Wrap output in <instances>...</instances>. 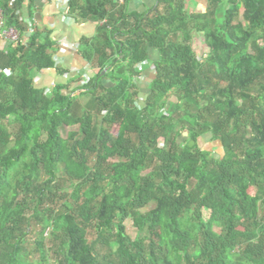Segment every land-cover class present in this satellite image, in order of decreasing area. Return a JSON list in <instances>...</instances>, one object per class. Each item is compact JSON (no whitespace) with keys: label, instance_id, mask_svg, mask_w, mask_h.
Here are the masks:
<instances>
[{"label":"trees","instance_id":"1","mask_svg":"<svg viewBox=\"0 0 264 264\" xmlns=\"http://www.w3.org/2000/svg\"><path fill=\"white\" fill-rule=\"evenodd\" d=\"M25 1L0 0L4 28L18 29L17 14ZM188 1L158 0L150 16L127 15L114 0H69L82 19L106 21L100 29L106 43L96 50L100 72L83 87L82 96L95 98L94 110L106 113L104 125L119 126L117 136L107 127L98 131L90 113L76 117L78 99L64 95L62 87L52 97L34 88L35 73L55 68L49 39L36 32L27 48L19 41L9 53L0 69V252L6 254V264H27L19 260L17 246L26 235L23 225L37 215L45 226L61 231L57 264L104 263L87 240V228L93 225L99 232L115 231L119 255L105 264H182L184 259L186 264H264V223H257L264 200L248 193L251 185H264V47L259 46L264 43V0H207L213 19L188 17ZM241 9L246 28L233 25ZM191 32L205 37L208 62L198 60ZM152 52L158 55L155 76L141 108L133 104L130 89L137 86L130 83L148 67ZM85 59L92 61L93 56ZM7 68L11 77L2 73ZM176 88L180 98L193 100L208 118H215L210 131L221 142L224 157L215 159L199 150L197 130L189 131L196 145L181 148L177 136L165 137L166 126L150 120L177 109L167 99ZM200 97L206 106L197 101ZM3 121L19 125L12 145ZM65 127H78L79 132L64 140L59 131ZM162 136L167 151L158 149ZM90 155H96L93 170ZM116 157L122 160L109 164ZM154 158L159 163L151 175H144ZM59 165L74 184L70 207L43 214L38 207L52 195ZM38 171L45 179L35 186ZM192 180L196 189L191 191ZM21 191L32 193L30 218L24 217L28 206L18 201ZM152 202L154 209L140 212ZM193 207L196 222L189 218ZM203 210L210 212L208 221ZM129 216L139 231L147 226L162 230L167 256L160 255L155 232L148 246L124 235L123 221ZM218 223L223 234L215 231Z\"/></svg>","mask_w":264,"mask_h":264},{"label":"rangeland","instance_id":"2","mask_svg":"<svg viewBox=\"0 0 264 264\" xmlns=\"http://www.w3.org/2000/svg\"><path fill=\"white\" fill-rule=\"evenodd\" d=\"M159 14H163V8H159ZM185 13L188 17H200V18H208L213 19L211 13L208 8L207 0H191L187 2ZM242 25L244 28L247 27V23L244 22L242 16V9L238 12L237 16L233 20V25ZM191 44L193 50L195 51L198 60L203 64L208 62V57L211 54L209 47L206 43L205 37L202 34H198L195 32H191ZM260 47H264V43H259ZM153 59V58H151ZM156 60L158 57L156 56ZM154 59V60H155ZM154 60L149 63L152 67L151 71H155ZM153 76L150 79L147 78H138L133 83H130V87L137 86V89H130V95L133 93L135 97H133V104L144 108L146 106L148 97L150 95V86ZM105 85L112 86L109 81H105ZM221 87H225V85H221ZM212 87L208 88V95H212ZM103 94V93H102ZM99 93V95H102ZM182 92L179 88L174 89L168 95V102L174 103L177 109H173L172 111H165L163 118L159 116H154L150 120L156 122L159 127L160 124L163 127H167L169 130L165 132V137L169 136H177L178 145L183 148L190 142L189 139V131L191 129L197 130L200 133V137L197 142L198 149L202 152L209 153L213 158L219 159L224 157L225 150L220 141H216L211 134V126L214 122L215 118H208L205 115V112L200 111L197 105L193 102V100H187L180 98ZM47 97H50L49 95ZM78 99L79 108L75 110L74 115L76 117H81L83 115V111L90 113L94 117V126L98 131L102 128H110V131L113 136H117L119 132V126H106L103 123V119L106 116V113L98 114L97 110H94L95 106V98L91 96H81ZM197 101L201 102L202 105L206 106V102L202 97L197 98ZM201 105V108H202ZM241 105V104H240ZM125 106V104H123ZM84 109V110H83ZM2 124L6 128V131L11 137V145L13 143L14 138L16 137L19 129L18 124H8L6 121H3ZM199 126L203 127L201 129ZM79 132L78 127L73 128H62L59 133L60 136L66 140L70 133ZM234 133V131H231ZM164 136L158 139V149L167 151L169 149V144L167 143V139ZM132 142L137 144L138 140L136 136L130 137ZM191 143V142H190ZM196 145V144H195ZM122 160L120 157L113 158L109 161V164L113 162H117ZM158 160L154 158L153 163L143 172L144 175H151L158 164ZM88 166L90 169H95L96 167V155H90L88 159ZM45 176L42 171L37 172L35 186L39 185ZM73 183L68 180V178L63 174L61 166L59 165L57 170V177L54 185L52 186V195H50L49 200L44 201V203L38 207V209L43 213L44 210H54L55 212L64 210L65 206L70 207L71 197L70 194L73 190ZM189 189H196V182L192 180L189 184ZM248 193L250 195H259L264 200V185L262 183L257 185H251L248 188ZM29 196H25L24 192H20L18 196V201L22 202V204L27 205V210L24 213L25 218H30L33 210V204L29 203V199L32 197V193L28 194ZM262 204V203H261ZM156 207V203L152 202L147 205L145 208L140 210L141 213L145 214L148 211L154 209ZM196 209L193 207L189 212V218L192 222H196L197 214ZM41 213V214H42ZM44 214V213H43ZM203 218L205 221H208L210 218V212L207 210H203ZM257 223H264V203L261 205L259 213L257 215ZM124 226V235L128 237L131 241L141 240L144 242L146 246L150 244V235L152 232L157 233V236L160 240L161 249L159 250L160 255L167 256L168 248L162 239L163 232L158 227H145L143 231H139L133 223V217L129 216L126 220L123 221ZM26 235L22 238L20 245L17 246L18 258L20 261L26 262L27 264H57L58 254L56 253V249L59 244V237L61 234L60 229H56L53 225H44L42 221V216L37 215L36 217L30 218L28 221V225H23L22 229ZM215 231L219 234H223L224 226L222 223H218L215 227ZM87 240L90 244L92 251L95 255L98 256V259L104 261L103 264L107 262L110 258L115 260L119 255V246L117 243V238L115 237L114 232H99L96 227L89 226L87 228ZM192 250V248H191ZM0 264H6L7 258L6 254L0 252ZM182 264H186L184 259Z\"/></svg>","mask_w":264,"mask_h":264},{"label":"crops","instance_id":"3","mask_svg":"<svg viewBox=\"0 0 264 264\" xmlns=\"http://www.w3.org/2000/svg\"><path fill=\"white\" fill-rule=\"evenodd\" d=\"M157 5L158 0H128L123 6V12L127 15L152 16L156 12ZM17 17L20 42L26 48L28 40L36 32H39L43 39H49L52 44L48 53L55 62V68L35 73L34 88L44 91L46 97L48 95L52 97L54 91L61 87L64 95L81 97L84 93L83 87L100 72L99 56L96 50L102 49L106 43L100 32V29L106 25V21L82 19L79 12L71 10L69 0H34L33 5L30 0H26ZM133 22L134 20H131V23ZM16 45L17 43L11 45L0 40V69ZM107 52L114 55L109 48ZM89 55L93 56L92 61L85 59ZM156 56L158 57L157 53H151L152 61ZM114 58L118 62L122 61V57ZM142 66L138 65V69L143 70ZM147 66L136 79H150L153 76L154 71H151V65L148 63ZM4 71H9V75L3 74L5 77L12 76L10 69L7 68ZM106 72L102 73V76ZM0 75H2L1 70Z\"/></svg>","mask_w":264,"mask_h":264},{"label":"built area","instance_id":"4","mask_svg":"<svg viewBox=\"0 0 264 264\" xmlns=\"http://www.w3.org/2000/svg\"><path fill=\"white\" fill-rule=\"evenodd\" d=\"M128 0H114L118 6H124ZM5 13L0 8V40H4L13 45L20 41V33L15 28H4ZM3 74L9 75V71H4Z\"/></svg>","mask_w":264,"mask_h":264},{"label":"water","instance_id":"5","mask_svg":"<svg viewBox=\"0 0 264 264\" xmlns=\"http://www.w3.org/2000/svg\"><path fill=\"white\" fill-rule=\"evenodd\" d=\"M194 146H195L194 142H191L190 145H189L190 148H193Z\"/></svg>","mask_w":264,"mask_h":264}]
</instances>
